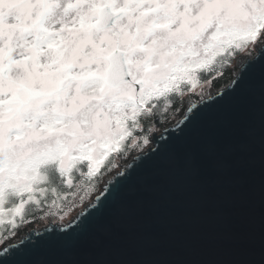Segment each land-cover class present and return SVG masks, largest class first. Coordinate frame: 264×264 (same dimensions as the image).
<instances>
[{
	"label": "snow or ice",
	"instance_id": "obj_1",
	"mask_svg": "<svg viewBox=\"0 0 264 264\" xmlns=\"http://www.w3.org/2000/svg\"><path fill=\"white\" fill-rule=\"evenodd\" d=\"M225 108L248 114L230 147L201 126ZM257 155L264 0H0V264H264L197 226L225 184L203 161Z\"/></svg>",
	"mask_w": 264,
	"mask_h": 264
},
{
	"label": "water",
	"instance_id": "obj_2",
	"mask_svg": "<svg viewBox=\"0 0 264 264\" xmlns=\"http://www.w3.org/2000/svg\"><path fill=\"white\" fill-rule=\"evenodd\" d=\"M247 123V112L237 113L232 108L209 111L201 117V126L207 130L208 138L218 140L226 147L240 139ZM201 175L209 186L215 185L222 178L225 184L219 206L202 214L197 226L218 238L216 249L221 253V258L245 259L253 251L258 253L264 247V168L259 156L254 160L241 161L227 177L211 161L205 160L201 165ZM149 226L159 231L167 227L159 221H153ZM107 243L102 239H87L76 256L67 258L87 260ZM163 258L181 257L167 255Z\"/></svg>",
	"mask_w": 264,
	"mask_h": 264
},
{
	"label": "trees",
	"instance_id": "obj_3",
	"mask_svg": "<svg viewBox=\"0 0 264 264\" xmlns=\"http://www.w3.org/2000/svg\"><path fill=\"white\" fill-rule=\"evenodd\" d=\"M228 73H231V68H229ZM227 82H228V74H226V78H225L224 81H222V82H218V85H219V83H224V84H226ZM218 85H217V86H218Z\"/></svg>",
	"mask_w": 264,
	"mask_h": 264
},
{
	"label": "rangeland",
	"instance_id": "obj_4",
	"mask_svg": "<svg viewBox=\"0 0 264 264\" xmlns=\"http://www.w3.org/2000/svg\"><path fill=\"white\" fill-rule=\"evenodd\" d=\"M234 63H235V61H234ZM234 69L233 68H231V72L233 71ZM213 91H215V89H213Z\"/></svg>",
	"mask_w": 264,
	"mask_h": 264
}]
</instances>
